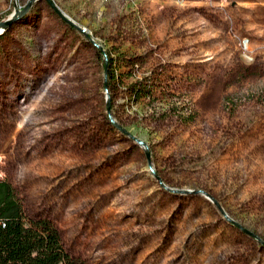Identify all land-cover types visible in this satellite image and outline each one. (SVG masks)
<instances>
[{
  "label": "rangeland",
  "instance_id": "rangeland-1",
  "mask_svg": "<svg viewBox=\"0 0 264 264\" xmlns=\"http://www.w3.org/2000/svg\"><path fill=\"white\" fill-rule=\"evenodd\" d=\"M32 2L0 37L26 212L86 264H264V0H0V24Z\"/></svg>",
  "mask_w": 264,
  "mask_h": 264
},
{
  "label": "trees",
  "instance_id": "trees-1",
  "mask_svg": "<svg viewBox=\"0 0 264 264\" xmlns=\"http://www.w3.org/2000/svg\"><path fill=\"white\" fill-rule=\"evenodd\" d=\"M115 62L108 58L106 74L114 77ZM135 98H153L148 82L137 89ZM0 264H86L65 248L62 236L48 218L30 216L15 190L7 181H0Z\"/></svg>",
  "mask_w": 264,
  "mask_h": 264
},
{
  "label": "water",
  "instance_id": "water-1",
  "mask_svg": "<svg viewBox=\"0 0 264 264\" xmlns=\"http://www.w3.org/2000/svg\"><path fill=\"white\" fill-rule=\"evenodd\" d=\"M33 2L30 3L24 10L22 11H17L13 16H11L10 18H8L6 21L2 22L0 24V37L2 35L5 34V32L15 23V21L20 17V16H24L27 11L32 7ZM56 13L67 23L71 24V25H75L74 23H72L68 18H66V16L64 14H62V12L60 10H58L56 8V6H53ZM82 32H84V30H82ZM242 229V227H240ZM243 231H245L246 233H248L249 235H253V233H251L250 231L246 230V229H242Z\"/></svg>",
  "mask_w": 264,
  "mask_h": 264
}]
</instances>
